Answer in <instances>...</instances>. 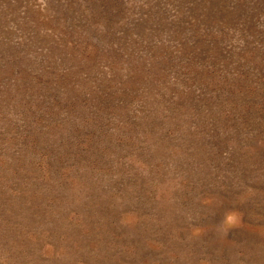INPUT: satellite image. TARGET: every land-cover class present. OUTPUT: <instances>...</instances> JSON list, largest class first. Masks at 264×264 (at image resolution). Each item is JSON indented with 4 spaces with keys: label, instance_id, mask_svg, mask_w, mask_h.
Listing matches in <instances>:
<instances>
[{
    "label": "rangeland",
    "instance_id": "374dc122",
    "mask_svg": "<svg viewBox=\"0 0 264 264\" xmlns=\"http://www.w3.org/2000/svg\"><path fill=\"white\" fill-rule=\"evenodd\" d=\"M0 264H264V0H0Z\"/></svg>",
    "mask_w": 264,
    "mask_h": 264
},
{
    "label": "clouds",
    "instance_id": "9594fccd",
    "mask_svg": "<svg viewBox=\"0 0 264 264\" xmlns=\"http://www.w3.org/2000/svg\"><path fill=\"white\" fill-rule=\"evenodd\" d=\"M234 221H235V214H229L227 217H226V222L228 223V224H232V223H234Z\"/></svg>",
    "mask_w": 264,
    "mask_h": 264
}]
</instances>
